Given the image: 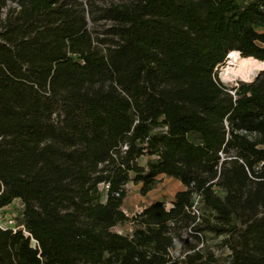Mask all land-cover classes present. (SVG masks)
<instances>
[{
	"label": "trees",
	"instance_id": "obj_1",
	"mask_svg": "<svg viewBox=\"0 0 264 264\" xmlns=\"http://www.w3.org/2000/svg\"><path fill=\"white\" fill-rule=\"evenodd\" d=\"M100 1L0 0V264H264V76L215 71L264 62V0ZM160 176L184 188L130 218Z\"/></svg>",
	"mask_w": 264,
	"mask_h": 264
},
{
	"label": "rangeland",
	"instance_id": "obj_2",
	"mask_svg": "<svg viewBox=\"0 0 264 264\" xmlns=\"http://www.w3.org/2000/svg\"><path fill=\"white\" fill-rule=\"evenodd\" d=\"M108 2L109 0H101L100 2ZM9 7H16L15 5H9ZM6 10H4V13ZM4 13L0 16V18L4 17ZM257 30L263 31V28L257 27ZM246 59V58H245ZM227 63V62H226ZM223 66H225L223 64ZM222 67H219L216 71V77L228 88L237 87L238 84H241L242 81L237 80L235 82H226L222 78ZM259 76H264V72L261 73ZM258 76V77H259ZM257 77V78H258ZM256 78V79H257ZM255 79V80H256ZM158 183L155 187L147 193V195H143L141 191L142 184L136 185L133 181L128 182L126 185V196L123 201L122 209L124 212L132 218L138 212L143 209L144 207L148 206L149 204L160 201L163 202L167 208H169L174 201L175 194L182 190L184 187L182 183L169 176H160L158 178ZM215 193L221 197L225 196V192L220 188H215ZM23 211V205L21 200H15L10 206L2 209V220L5 221V218H11L18 222V219L21 217ZM201 213L208 219L214 222V212L206 207L201 208ZM233 224H236L240 227V222L236 219L233 220ZM134 225L128 221L122 225H118L117 227L113 228L112 231L120 234H131L134 230ZM205 236V245L202 249L203 253L212 252L218 258L220 262H225L228 260L229 257V249L227 240L229 235H216L210 231H206L203 233ZM188 241H192V239L188 238ZM181 251L180 244L177 243L176 253L179 254Z\"/></svg>",
	"mask_w": 264,
	"mask_h": 264
},
{
	"label": "bare ground",
	"instance_id": "obj_3",
	"mask_svg": "<svg viewBox=\"0 0 264 264\" xmlns=\"http://www.w3.org/2000/svg\"><path fill=\"white\" fill-rule=\"evenodd\" d=\"M264 72V62L253 58H242L239 51H233L229 61L222 68V78L226 82L240 80L244 83H252Z\"/></svg>",
	"mask_w": 264,
	"mask_h": 264
},
{
	"label": "built area",
	"instance_id": "obj_4",
	"mask_svg": "<svg viewBox=\"0 0 264 264\" xmlns=\"http://www.w3.org/2000/svg\"><path fill=\"white\" fill-rule=\"evenodd\" d=\"M218 68L215 69V71H217ZM222 159L224 160V154L221 153L220 154ZM200 207H201V197L200 196H196V199H195V204L194 206L192 207V211H193V214L194 215H197L199 216L201 213H200ZM2 210H0V228L3 229V230H7V229H12L14 232H16L17 230L20 229V227L17 226L15 220L11 219V218H5L6 220L3 221L2 220Z\"/></svg>",
	"mask_w": 264,
	"mask_h": 264
},
{
	"label": "crops",
	"instance_id": "obj_5",
	"mask_svg": "<svg viewBox=\"0 0 264 264\" xmlns=\"http://www.w3.org/2000/svg\"><path fill=\"white\" fill-rule=\"evenodd\" d=\"M149 205H150V204H149ZM144 208H145V207H144ZM144 208H143V209H144ZM143 209H141L138 213H140Z\"/></svg>",
	"mask_w": 264,
	"mask_h": 264
}]
</instances>
